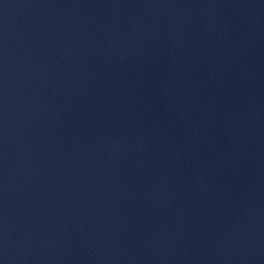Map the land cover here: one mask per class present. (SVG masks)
Wrapping results in <instances>:
<instances>
[{
    "label": "water",
    "instance_id": "water-1",
    "mask_svg": "<svg viewBox=\"0 0 264 264\" xmlns=\"http://www.w3.org/2000/svg\"><path fill=\"white\" fill-rule=\"evenodd\" d=\"M0 264H264V0H0Z\"/></svg>",
    "mask_w": 264,
    "mask_h": 264
}]
</instances>
